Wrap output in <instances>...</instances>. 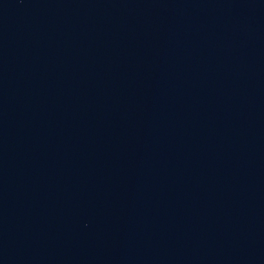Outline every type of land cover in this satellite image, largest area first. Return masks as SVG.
Instances as JSON below:
<instances>
[{"label": "water", "instance_id": "obj_1", "mask_svg": "<svg viewBox=\"0 0 264 264\" xmlns=\"http://www.w3.org/2000/svg\"><path fill=\"white\" fill-rule=\"evenodd\" d=\"M0 264H264V0H0Z\"/></svg>", "mask_w": 264, "mask_h": 264}]
</instances>
